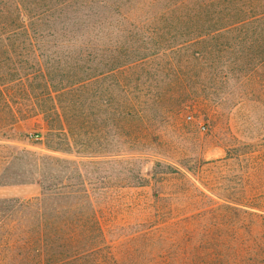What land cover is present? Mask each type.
<instances>
[{"label": "rangeland", "instance_id": "1", "mask_svg": "<svg viewBox=\"0 0 264 264\" xmlns=\"http://www.w3.org/2000/svg\"><path fill=\"white\" fill-rule=\"evenodd\" d=\"M0 264H264V0H0Z\"/></svg>", "mask_w": 264, "mask_h": 264}]
</instances>
